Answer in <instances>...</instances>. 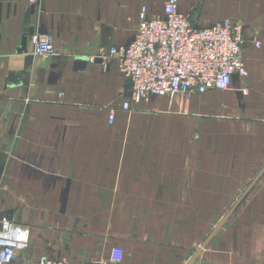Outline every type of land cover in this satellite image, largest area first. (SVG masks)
<instances>
[{"label": "crops", "instance_id": "obj_1", "mask_svg": "<svg viewBox=\"0 0 264 264\" xmlns=\"http://www.w3.org/2000/svg\"><path fill=\"white\" fill-rule=\"evenodd\" d=\"M167 2L0 0V225L29 232L11 264H188L264 168V0L178 8L197 28L243 24L247 78L152 96L108 123L131 84L93 58L129 46L142 7L163 16ZM34 35L55 55H34ZM195 264H264V176Z\"/></svg>", "mask_w": 264, "mask_h": 264}, {"label": "built area", "instance_id": "obj_2", "mask_svg": "<svg viewBox=\"0 0 264 264\" xmlns=\"http://www.w3.org/2000/svg\"><path fill=\"white\" fill-rule=\"evenodd\" d=\"M48 0H30L45 3ZM183 0H168L163 16H150L142 7L139 26L133 42L122 48H112L109 55L101 48L93 60L102 64L113 60L119 72L131 84V96L120 107L109 111L108 123H115L118 109L131 110L132 104L148 101L150 97L180 96L191 99L210 90L228 91L233 76H248L242 57L243 24L226 20L206 28H197L189 16L179 12ZM34 55L51 57L55 49L49 38H31ZM260 48L261 43L256 42ZM29 247V232L15 222L4 219L0 225V264H11ZM121 252L111 260L118 262ZM36 264H75L66 259L40 258Z\"/></svg>", "mask_w": 264, "mask_h": 264}, {"label": "water", "instance_id": "obj_3", "mask_svg": "<svg viewBox=\"0 0 264 264\" xmlns=\"http://www.w3.org/2000/svg\"><path fill=\"white\" fill-rule=\"evenodd\" d=\"M105 49H106V55L108 56L109 52L111 51L112 48L108 47ZM97 55H98V53H97ZM97 60H100L102 62V60L100 58H97ZM263 176H264V168L261 170V172L258 174V176L254 179V181L250 184V186L245 190V192L242 194V196L237 200L236 204L229 210V212L222 218V220L214 228V230L209 235V237L205 240V242L198 248V250L195 252L194 256L188 262V264H195V262L201 257L204 250L211 244V242L217 237V235L225 227V225L228 223V221L231 219V217L236 213V211L240 208V206L243 204V202L246 200V198L251 194V192L254 190V188L260 182V180L263 178ZM8 219L12 220V218L9 216H8Z\"/></svg>", "mask_w": 264, "mask_h": 264}]
</instances>
